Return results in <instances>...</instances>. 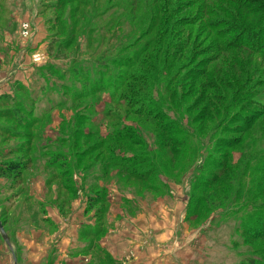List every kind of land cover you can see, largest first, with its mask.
<instances>
[{
    "label": "rangeland",
    "instance_id": "1",
    "mask_svg": "<svg viewBox=\"0 0 264 264\" xmlns=\"http://www.w3.org/2000/svg\"><path fill=\"white\" fill-rule=\"evenodd\" d=\"M263 44L264 0H0V264L104 263L110 207L169 211L172 264H264Z\"/></svg>",
    "mask_w": 264,
    "mask_h": 264
},
{
    "label": "crops",
    "instance_id": "2",
    "mask_svg": "<svg viewBox=\"0 0 264 264\" xmlns=\"http://www.w3.org/2000/svg\"><path fill=\"white\" fill-rule=\"evenodd\" d=\"M19 51L20 50H18V52ZM18 76L22 78L25 76V72L19 73ZM110 209L105 213L106 220L103 226L105 230L104 233H101L99 240L101 242V247L104 248L114 260L122 262V259L129 261L133 258L128 262L133 264L173 263V258L170 257L168 251H163L161 254L159 247L163 246V239L173 236L171 231H174L172 226L174 225L175 218L171 217L169 211L164 212V219H168V221L171 222L168 224L167 220L161 222L156 218L154 219V215H158V213L155 214L152 210H147L144 215H136L137 217L135 216L130 219L127 218V220L129 219V221L132 222L131 224H127L123 221L125 216L122 211L120 213L117 210L114 211ZM57 214L60 217L58 212ZM57 220V222H61L60 218ZM168 233H170V235H168ZM65 238L66 237H63L60 242ZM160 243H162V245H160ZM79 244L78 242V245ZM60 245L62 249L68 248L66 241L62 242ZM126 252L127 254L129 253V258H123ZM78 257L79 259L76 258L75 260L77 264H87L89 261L84 256ZM161 259L163 261H161ZM61 260L65 261V258H61Z\"/></svg>",
    "mask_w": 264,
    "mask_h": 264
},
{
    "label": "trees",
    "instance_id": "3",
    "mask_svg": "<svg viewBox=\"0 0 264 264\" xmlns=\"http://www.w3.org/2000/svg\"><path fill=\"white\" fill-rule=\"evenodd\" d=\"M250 3L251 2H247V4L248 5H250ZM259 3V2H258ZM262 4H263V2H261ZM174 5H175V3H173ZM262 4H260L259 3V7H262ZM95 6H96V3L94 4ZM95 8V7H94ZM187 9V8H186ZM167 13L169 14L168 15V17L170 18V19H167V23H168V27H169V30H170V28H171V26H173V27H179V29L181 28V27H188V26H191L192 24H190V23H194V22H192L193 20H187V21H185V18H180V17H177L176 19H174V20H172L173 19V17L171 18V16L173 15H176V10H175V6L174 7H170V8H167ZM203 15H201V17H202ZM179 18H180V20H179ZM200 20H202V21H204L203 20V18H201V19H199V21H198V23L200 22ZM205 23V22H204ZM204 24L203 23H201L200 25H199V27L200 28H204ZM101 27L105 30V28H107L108 26H105V25H101ZM212 33V32H211ZM238 42V41H237ZM169 46H172V48H173V50H174V52H176V50H177V47H179V46H177L176 44L174 45V44H172V42H170L169 44H168ZM177 46V47H176ZM242 46V45H241ZM263 47H264V44H263ZM232 48H235V47H232ZM261 49H262V47H261ZM222 53H224V52H222ZM181 55V54H180ZM164 72V71H163ZM125 82V81H124ZM120 83L122 84V81L121 82H119L118 84H117V86L119 87H121V85H120ZM124 85V83L122 84V86ZM126 106H127V104H126ZM263 125V124H262ZM264 126V125H263ZM115 133H113V135H114ZM114 140H117V142H127L126 140H123V138L122 137H116V139H114ZM239 144H241V143H239ZM107 161H108V163H109V165H110V167H111V169L113 170V169H115V170H117V171H120L121 173H124V174H126V176H128L129 178H131V179H134V181H137V183H144L145 181H146V179H147V177L145 178L142 174H137V175H134L133 173H131V172H129V170H127V166L126 165H124V164H121V162L123 161L122 160V158H120L119 160H115V158H110V159H107ZM236 166V165H235ZM232 163L230 164V162H224L223 164H221L220 165V167H219V172L218 173H216V176L214 175V177H211L209 180H210V184L212 185V184H216L219 180H221L220 182H218L219 184L216 186V188L213 190V192L210 194V195H214L215 196V194L217 193V192H222V190L224 189V185H222L224 182H225V180L226 179H228V180H232V175H233V170H234V167H235ZM22 169H21V167H19V164L17 163V162H8V163H5V165H3V166H0V175H6V174H16V173H19V171H21ZM151 171V170H150ZM120 172H119V174H120ZM18 175V174H17ZM116 175H117V173H116ZM104 176L103 175H101V176H98L97 178L98 179H102ZM221 178H225V180L224 181H222L223 179H221ZM161 183H162V181H161ZM230 183V181L228 182V184L227 185H230L229 184ZM234 183V182H233ZM209 184V185H210ZM226 185V186H227ZM150 188H153L152 186L150 187ZM223 188V189H222ZM97 203H99V201H97L96 200V197L94 196L93 197V195H89V197H88V205H87V207L88 208H90V207H92L93 205H95V204H97ZM102 209H105V208H102ZM106 210V209H105ZM105 210H103V212L105 211ZM0 223L2 224V226L4 227V224H3V222H1L0 221ZM86 237H89V236H93V238H96L95 239V241H96V243H97V245L98 246H96V248H100V250H99V254H100V256L101 257H103L104 258V263H100V262H94V263H92V262H90L89 264H120L119 262H117V261H115L110 255H109V253L107 252V251H105L104 249H102L100 246H99V243H98V239H100V237H101V230H99L98 231V233H97V235H95V232H93V233H85L84 234ZM98 236V237H97Z\"/></svg>",
    "mask_w": 264,
    "mask_h": 264
},
{
    "label": "built area",
    "instance_id": "4",
    "mask_svg": "<svg viewBox=\"0 0 264 264\" xmlns=\"http://www.w3.org/2000/svg\"><path fill=\"white\" fill-rule=\"evenodd\" d=\"M30 31H31V27L28 24L25 23V24L21 25V34L23 35V37L25 39L28 38ZM33 60L35 62H39L40 61V55L34 54Z\"/></svg>",
    "mask_w": 264,
    "mask_h": 264
},
{
    "label": "water",
    "instance_id": "5",
    "mask_svg": "<svg viewBox=\"0 0 264 264\" xmlns=\"http://www.w3.org/2000/svg\"><path fill=\"white\" fill-rule=\"evenodd\" d=\"M0 235L2 237V239L4 240V242L6 243V245L9 247V241H8V237L7 234L5 233L2 224L0 223ZM16 264V263H14Z\"/></svg>",
    "mask_w": 264,
    "mask_h": 264
}]
</instances>
